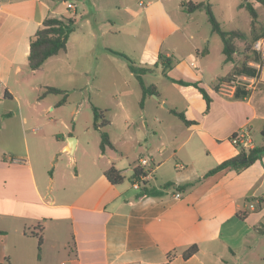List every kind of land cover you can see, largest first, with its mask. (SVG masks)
<instances>
[{
    "label": "crops",
    "instance_id": "1",
    "mask_svg": "<svg viewBox=\"0 0 264 264\" xmlns=\"http://www.w3.org/2000/svg\"><path fill=\"white\" fill-rule=\"evenodd\" d=\"M260 5L255 3L264 22ZM68 13L78 18L69 41L73 35L79 41H104L106 60L115 63L110 69L113 73L126 68L137 80L128 62L110 49L126 53L139 66L149 67L144 80L154 68H161L162 76L172 84L174 91L167 96L158 82L148 84L145 80L146 84L157 86L160 95L156 99L171 116L151 117L154 129H150L151 120L141 117L146 122L143 137L147 141L154 137L156 141L150 142L137 160L140 164L142 157L150 159L153 176L145 186L158 192L139 197L142 189H135L132 183L135 167L140 165H133L131 157L120 159L100 147L97 154H90L84 171L77 170L73 175L76 187L58 201L52 193L55 172L49 177L38 176L28 150L8 157L0 149V264H254V258L247 253L260 249L264 243V233L259 232L264 224V158L239 172L226 168L205 174L240 152V147L230 140L236 132L243 130L248 134L252 143L247 149L264 144V37L256 41L260 48L254 45L262 62H248L258 74L242 75L252 78L254 85L243 86L250 94L237 98L236 88H224L227 81L215 85L240 64V55L236 54L231 62H226L224 55L225 72L222 66L221 71L205 78L200 56L206 54L207 62L212 54L210 48L204 52L199 49L189 33L192 19L174 17L164 0H0V108L7 98L19 103L24 90L39 89L34 77H29L35 72L28 66L31 38L46 17ZM249 25L250 30L251 17ZM160 53L173 57V67L167 71L169 77L164 75L162 65L155 66ZM59 54L45 64L55 63ZM178 80L205 87L211 98L209 109L198 88ZM124 82L129 83L126 78ZM178 97L185 108L177 106ZM146 104L147 98L141 105L142 114ZM171 109L183 111L193 122L186 124ZM123 112L122 138H113L107 130L115 125L114 120L108 118L106 127L116 146L112 150L122 158L131 156L129 143L135 137L132 127L128 128L135 119L125 109ZM5 114L11 116L9 112ZM16 114L21 119L25 117L21 108ZM254 131L260 134L257 140ZM73 135L63 136L57 149L46 146L44 168L60 153L77 151L80 136L74 137L75 147L71 150L69 140ZM74 162L75 155L67 167ZM112 165L125 180L126 175L130 176V186L124 184L125 180L112 184L107 179L105 171ZM62 176L69 177L65 172ZM186 182L194 184L178 189ZM168 183L173 186L166 187ZM260 198L263 201L257 204ZM240 211L247 212L243 218L238 215ZM66 220L71 229V247L61 233V224ZM50 228L54 237L49 243ZM39 229L43 235L40 249L32 234ZM193 244L198 245V252L185 259L182 252Z\"/></svg>",
    "mask_w": 264,
    "mask_h": 264
},
{
    "label": "rangeland",
    "instance_id": "2",
    "mask_svg": "<svg viewBox=\"0 0 264 264\" xmlns=\"http://www.w3.org/2000/svg\"><path fill=\"white\" fill-rule=\"evenodd\" d=\"M182 1L189 0H164V4L174 17L183 20L191 18L192 24H190L189 33L194 36L193 42L202 52L206 51V47L210 48L212 54L207 62L206 54L200 56L204 65L205 78L221 71L222 66L224 73L223 69H226V64L221 51L223 43L220 36L212 31L208 15L202 10L195 11L192 15L186 14L180 7ZM210 1L213 4L214 14L223 29H240L249 32L251 16L246 8L240 7V4L245 0ZM259 11L264 14V6L260 5ZM105 44L104 41H79L73 35L68 43V50L59 54L55 63L45 64L41 69L34 70L33 74H29V77H34L35 82L40 85L39 89L31 92L24 90L22 92L24 95L19 101L20 106L16 99L7 98L0 108V149L1 152H4L2 155L7 154L9 157L28 150L38 176L43 174L45 177H49L55 172L52 193L58 201L61 195L74 189L77 179L73 178V175L77 170L84 171L90 154H97L100 151L101 132L94 127V107L106 109V117L115 121V125L112 128L108 127L107 130L112 132L111 135L116 139L123 136L121 128L124 118L122 116L123 109L135 119L128 125V128L132 127L131 134L135 135L132 139L133 142L129 143L128 153L132 152L131 156L122 158L119 152L107 149L108 153H112L120 159H130L131 157L133 165H140L137 160L139 155L146 150V146L149 147L150 142L153 144L156 141L154 137L148 141L143 137V132L146 131V122L141 117L151 120L150 129L155 128L151 117H155V115L171 117L167 107L160 106L155 94L147 97L146 112L142 114L139 82L135 78H131L126 68L124 71L116 70L114 73L110 70L115 67V63L106 60L108 55L105 51ZM238 45L242 50L244 44L238 42ZM187 58L191 59V57ZM153 71L146 76V82L148 84L158 82L164 95L170 96L174 91L172 84L162 76L161 68H154ZM125 78L128 79V84H125ZM48 86L58 87L64 92L51 93L42 97V93ZM123 105L124 108H122ZM177 106L179 109L185 108L181 97H178ZM20 108L25 116L22 119L16 114ZM6 112H9L11 116L5 117ZM70 133L74 134L73 137L80 136L77 151L75 153L66 151L60 153L53 163H47V168H44L42 160L45 157L46 146L59 148L62 137H66ZM258 136H260L259 132L254 131L255 140L258 139ZM73 155L76 157V163L67 167L70 157ZM64 172L69 177L63 178L62 173ZM129 178L130 176L126 175L125 185H131ZM61 228L63 238L69 242L71 247L72 237L69 222L64 221ZM52 230L55 231L54 228ZM47 233L50 243L51 238L54 237L51 228ZM247 254L251 259L254 258V264H264V243L260 249Z\"/></svg>",
    "mask_w": 264,
    "mask_h": 264
},
{
    "label": "trees",
    "instance_id": "3",
    "mask_svg": "<svg viewBox=\"0 0 264 264\" xmlns=\"http://www.w3.org/2000/svg\"><path fill=\"white\" fill-rule=\"evenodd\" d=\"M255 3H259L264 6V0H245L240 6L246 8L251 16V29L249 32L242 31L240 29H231L225 30L222 28L220 21L216 18L214 11H213V4L210 0H201V1H184L181 3L182 9L187 13H193L198 10L205 11L208 15V19L212 25V31L217 33L223 43V53L225 55V61L231 62L234 61V57L236 54H239L241 57V62L238 65H235L232 73L229 76L219 78L217 84L218 86L221 82H230L234 77L239 75H249L255 76L258 74L257 69L253 68L248 64L250 59L262 62V57L260 52L255 48V43L260 38L264 37V22L260 20V14L255 7ZM78 25V18L77 15L74 13L65 14L61 17L57 16H49L46 17L42 25L38 28L35 34L32 36L30 41V51L28 56V66L30 69L38 70L43 67L45 62L52 56L58 55L59 53L65 52L67 50L68 41L70 35L76 30ZM238 42L244 44L242 50H240ZM111 52L114 54L124 58L129 65L130 70L135 75L137 80L140 83L142 88V99L141 105L143 106L145 99L152 95H160L157 86L155 84H146L144 80V75L150 70L149 67L139 66L136 61L127 55L124 52L116 51L110 49ZM173 57L167 56L164 53L159 54V60L156 62L155 66L162 65V70L165 76L169 77L167 71L173 67ZM172 79V78H171ZM173 80V79H172ZM178 82L186 85H193L203 94L206 103L207 109L210 107L211 98L206 90L205 87L199 85L198 82H188L183 80H178ZM64 90L55 87V86H48L45 88V91L42 93V97L46 96L51 93H63ZM237 98H244L250 94V90L245 89L243 86H237L234 92ZM10 97L11 95L7 93ZM106 109H101L98 107H94V127L99 129L101 132V142L100 147L103 152H105L108 148L115 149L116 146L112 142L110 138V134L106 130V127L109 125V119L106 117ZM170 112L177 116L179 119L184 121L186 124H191L193 121H190L186 118V115L183 111L177 109H171ZM264 136V130H263ZM240 147V152L221 163H219L216 167L208 171L205 176L214 174L218 171H221L226 168H230L236 171H242L256 161L261 160L264 158V144L262 145H255L247 149L243 145H237ZM141 171L139 166L135 167L134 175L137 176ZM105 176L112 184H121L125 180V176L120 172V170L115 166H110L105 171ZM146 182L141 187V192L139 197H143L146 195H155L157 194V190L152 188L149 189L145 186ZM194 182H186L184 184L179 185L178 189L183 190L187 187L193 185ZM166 187L173 186V183H168L165 185ZM254 200V199H249ZM260 202L263 201L262 198L259 199ZM246 211L238 212V215L242 218L246 215ZM40 231H33L32 234L37 237L39 249L43 243V235L41 229ZM260 233H264V224L262 225L261 229H259ZM199 247L197 244H193L187 249H185L182 254L185 259L189 258L193 254L197 253ZM173 255L170 254V258Z\"/></svg>",
    "mask_w": 264,
    "mask_h": 264
},
{
    "label": "built area",
    "instance_id": "4",
    "mask_svg": "<svg viewBox=\"0 0 264 264\" xmlns=\"http://www.w3.org/2000/svg\"><path fill=\"white\" fill-rule=\"evenodd\" d=\"M256 47L260 48V43L257 42ZM254 82L255 81L248 76L239 75L234 77L230 82L226 83L224 85V88L235 89L237 86H244L250 88L254 85ZM230 140L235 145H243L245 147L250 146V144L252 143V141L249 140L248 134L245 133V131L243 130H240L233 134L230 137ZM150 164V159L148 157L141 158L139 166L141 168V171L137 176L134 177L132 183L135 189H140L145 182H148L152 178L153 169L149 167ZM177 196H180V194H177ZM252 206L254 208V205Z\"/></svg>",
    "mask_w": 264,
    "mask_h": 264
},
{
    "label": "water",
    "instance_id": "5",
    "mask_svg": "<svg viewBox=\"0 0 264 264\" xmlns=\"http://www.w3.org/2000/svg\"><path fill=\"white\" fill-rule=\"evenodd\" d=\"M75 138L73 137L71 140H69V143H70V149L73 150L74 147H75Z\"/></svg>",
    "mask_w": 264,
    "mask_h": 264
}]
</instances>
